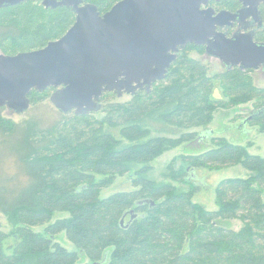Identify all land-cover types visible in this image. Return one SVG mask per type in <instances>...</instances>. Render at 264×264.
Masks as SVG:
<instances>
[{
	"label": "trees",
	"instance_id": "obj_1",
	"mask_svg": "<svg viewBox=\"0 0 264 264\" xmlns=\"http://www.w3.org/2000/svg\"><path fill=\"white\" fill-rule=\"evenodd\" d=\"M113 1L103 0L100 6ZM2 14L1 21L10 22L11 15ZM28 16L29 37L21 35L24 50L44 46L69 26L64 8L35 9ZM191 51L203 54L204 46L187 44L163 79L148 91L137 89L125 103H110L101 119L92 111L74 113L59 123L57 134L47 129L37 136L34 143H42H33L26 154L11 147L25 184L16 190L0 187V210L13 224L8 233L0 231V264H264V156L249 153V143L217 136L211 148L187 157L189 182L200 167L240 164L251 172L216 185L214 210L193 202L196 185L180 191L170 183H156L145 176L148 167L134 173L132 190L100 196L132 164L194 142L195 132L182 130L208 125L217 108L253 101L244 122L264 132V88L251 82V69L228 67L209 76L203 63L189 57ZM49 90L53 87L44 92ZM112 95L102 93L100 104ZM5 123L11 132L14 124ZM153 132L157 136L146 138ZM169 176L182 180L176 172ZM57 212L68 216L53 220ZM230 220L241 226L230 228ZM37 226H44L42 233L33 229ZM60 232L76 250L55 241ZM10 237L13 242L5 246Z\"/></svg>",
	"mask_w": 264,
	"mask_h": 264
},
{
	"label": "water",
	"instance_id": "obj_2",
	"mask_svg": "<svg viewBox=\"0 0 264 264\" xmlns=\"http://www.w3.org/2000/svg\"><path fill=\"white\" fill-rule=\"evenodd\" d=\"M20 1L0 0V7ZM79 1L56 4L75 6ZM208 1L121 0L103 15L91 5L74 7L76 20L60 38L39 49L0 54V107L22 112L32 90L54 87L50 102L60 112L97 111L104 92L148 91L187 44L205 46V53L227 68L264 67V43L250 35L227 38L217 32L224 13L213 17L212 9H201ZM242 1L257 5L260 0ZM52 2L43 0L46 6H55ZM189 178H197L194 171Z\"/></svg>",
	"mask_w": 264,
	"mask_h": 264
},
{
	"label": "rangeland",
	"instance_id": "obj_3",
	"mask_svg": "<svg viewBox=\"0 0 264 264\" xmlns=\"http://www.w3.org/2000/svg\"><path fill=\"white\" fill-rule=\"evenodd\" d=\"M24 10H27L26 7H24ZM14 21L15 25L19 24L17 20ZM5 22L1 21L0 18V33H5V36H0V43H3L0 47V54L13 55L17 52L25 51L23 45H21V35L29 37V26L19 24L17 27H9L7 25L9 22ZM43 24H46L45 28L49 30L48 24L46 22ZM7 28L9 31H6ZM61 30L57 34L55 32L53 36L60 37L66 31L62 32ZM189 57L203 63L207 67V74L209 76L222 73L227 68L221 60L204 53L200 54L196 51H191L189 52ZM249 71L251 82L257 87L264 88V69L260 67ZM44 91L39 93L33 92L30 95L31 100L25 111L15 112L6 106H1L2 108H0V121L2 122L0 124V187L3 186L6 189L16 190L25 184V177L19 171V161L11 149L13 145H17L21 152L26 154L32 149L33 143L38 141L35 140L37 136L47 129L57 134L59 123L74 114L73 110L66 113L57 110L50 102V95L53 91ZM219 92L220 90L216 87L215 96L219 97ZM32 95H35L34 98H32ZM130 98L131 94L122 93L120 96L115 94L105 100L101 99V107L97 111H92L94 112L92 114L96 118L101 119L105 115V110L110 103H125ZM252 109L253 101L241 103L232 108H217L213 112L212 120L208 125L182 130V132H195L197 139L194 142H185L175 147L166 148L161 154L146 163L132 164L126 175L117 176L110 185L101 189L100 196L106 197L115 192L132 190L131 178L134 176V173L143 167H148L145 176L156 183H170L180 191L189 189L192 184L196 185L198 190L193 195V202L207 210L216 209L217 206L214 198L216 185L225 178L249 177L251 172L240 164L228 165L216 170L200 167L195 168L194 174L197 178H192L190 183L187 181L190 170L187 157L197 155L211 148L213 146L211 139L217 136L225 137L228 141L235 144L246 145L249 143L247 146L249 153L264 156V132H261L257 126H250L244 122V119ZM5 121L14 124L11 132L5 126L9 125ZM153 136H157L156 132H153L146 138ZM39 141L34 144H41L42 141ZM171 172L179 173L182 180L172 179L169 176ZM67 216V213L57 212L54 213L53 220ZM227 226L238 229L241 223L239 220H230L227 222ZM12 228L13 224L10 222L8 215L0 210V231L8 233ZM43 228L44 226H37L33 229L42 233ZM55 241H58L68 250H76L74 244L66 238L64 232L58 233L55 236ZM12 242L13 239L11 237L8 238L5 246H9Z\"/></svg>",
	"mask_w": 264,
	"mask_h": 264
},
{
	"label": "flooded vegetation",
	"instance_id": "obj_4",
	"mask_svg": "<svg viewBox=\"0 0 264 264\" xmlns=\"http://www.w3.org/2000/svg\"><path fill=\"white\" fill-rule=\"evenodd\" d=\"M61 1L62 0H53L52 3H54L55 6H52L51 4L46 6L43 3V0H21L18 3L12 4L9 6L0 7V18H1V15H3L2 12L6 11V14H10L12 17V19L9 20L10 22L7 25L9 27L10 26L17 27L19 26V24H22V25L29 24L30 23L29 16H28L29 12L31 13V11H35V9L45 13L48 11L51 12L56 8H64L69 13V22H68L69 23L68 28H69L75 22L76 16H77V13L73 9L74 7L78 8V7H82L85 5H91L96 8L99 15H103L108 10H110L113 5H115L117 2L121 0H115L111 4H107L104 8L100 6L103 0H80L78 4L75 6L73 4L71 5L56 4ZM228 1L230 0H209L207 4H202L200 8L201 9H208V8L212 9L213 17L218 15L219 13H224L223 16L219 18V22L222 23V25L220 26L219 24H216V31L219 33H223L227 38H231L233 35H236V34H244V35H250L255 42L264 43V2L260 0L257 3V5H251V4H244L242 0H233L235 1V4L229 5L227 4ZM24 7H26L27 10H24ZM15 8H19V10L16 12ZM14 20H17L19 24L15 25L16 23ZM68 28L66 29V31L68 30ZM6 31H9L8 28ZM4 34L5 33L2 32L0 33V36H5ZM11 34H14V33L11 32ZM60 37H55L54 39L49 40V41L56 40ZM2 45L3 43H0V47ZM39 48L29 49L25 51H31V50H35ZM25 51H20V52H25ZM204 54H206L205 46H204ZM2 55H7V54H2ZM261 68L264 69V67H261ZM54 90L55 88L53 87L52 91ZM33 91H37V90H32L28 94L29 102L31 100L30 94ZM7 108L15 112H21L13 108H9V107Z\"/></svg>",
	"mask_w": 264,
	"mask_h": 264
}]
</instances>
